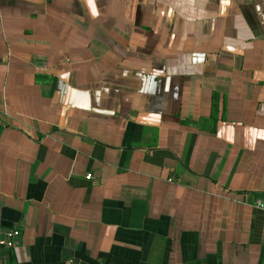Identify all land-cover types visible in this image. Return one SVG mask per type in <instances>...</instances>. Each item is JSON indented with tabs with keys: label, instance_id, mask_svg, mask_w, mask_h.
<instances>
[{
	"label": "crops",
	"instance_id": "obj_1",
	"mask_svg": "<svg viewBox=\"0 0 264 264\" xmlns=\"http://www.w3.org/2000/svg\"><path fill=\"white\" fill-rule=\"evenodd\" d=\"M258 202L264 0H0L4 264H264Z\"/></svg>",
	"mask_w": 264,
	"mask_h": 264
},
{
	"label": "built area",
	"instance_id": "obj_2",
	"mask_svg": "<svg viewBox=\"0 0 264 264\" xmlns=\"http://www.w3.org/2000/svg\"><path fill=\"white\" fill-rule=\"evenodd\" d=\"M87 180L91 181L93 180V177L91 175L87 176ZM258 206L261 208H264V204L258 202ZM21 236V232L19 230H13L6 234V238L3 240H0V249L3 247H7L9 249H13L15 245V240ZM0 264H4V262L0 259Z\"/></svg>",
	"mask_w": 264,
	"mask_h": 264
}]
</instances>
